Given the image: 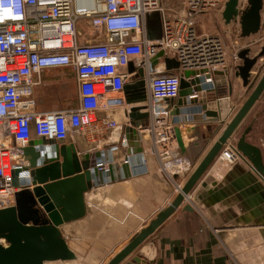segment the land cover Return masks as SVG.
<instances>
[{"label":"built area","instance_id":"1","mask_svg":"<svg viewBox=\"0 0 264 264\" xmlns=\"http://www.w3.org/2000/svg\"><path fill=\"white\" fill-rule=\"evenodd\" d=\"M228 2L181 0L182 11L171 17L161 0H0V209L16 206V193L24 185L16 187L13 181L27 177L24 149L31 140L81 137L96 149L108 134L130 124L134 106L149 114L147 125L139 129L140 139L149 138L150 153L160 160L161 170L191 173L195 166L178 153L171 113L185 71L196 72L192 78L215 89L219 72L241 62L243 45L204 33L195 23ZM156 13L162 18V35L151 39L147 17ZM160 52L175 58L179 70L167 72L163 58L152 64ZM161 63L163 69L158 68ZM54 68H69L76 75L78 104L72 110H39L36 88L42 72ZM142 68L146 99L128 103L126 85L140 80ZM128 141L124 134L110 149L126 152ZM218 159L236 162L235 144L227 143ZM97 166L100 171L108 168ZM182 188L178 185L175 194Z\"/></svg>","mask_w":264,"mask_h":264},{"label":"crops","instance_id":"2","mask_svg":"<svg viewBox=\"0 0 264 264\" xmlns=\"http://www.w3.org/2000/svg\"><path fill=\"white\" fill-rule=\"evenodd\" d=\"M246 2L245 8L249 7V2H240L241 5ZM211 19L213 16L210 13L199 16V30L220 34L228 43H233V36L222 31V28L209 26L208 31L204 27ZM262 20V29L250 36H243L241 26L240 31H236L243 41L242 44L237 43L243 45L244 49L253 48V55L264 50V3ZM161 35L162 32L156 38ZM238 64L241 62L229 69L228 79H232L234 86L232 95H229L228 86L219 85L213 98L216 100L211 103L214 110L220 109L217 106L219 102L222 110L232 108L226 123L252 89L244 87L240 77L235 75ZM158 68L163 69V64ZM41 77L42 84L35 93L40 111H68L77 107V81L71 69H47ZM52 85H55L56 92ZM199 95V100L209 96L204 92ZM47 96L52 98V102L46 105L42 99ZM68 97H73V101L66 100ZM175 105L184 109L185 99H176ZM201 115L182 113V121L178 124L186 147V153H182L180 148L178 153L195 166L191 173L170 175L163 172L160 160L150 153L151 144L146 136L142 140L145 166L141 168L143 158L138 160L136 155H132V176L99 185L86 193V216L63 227L65 236L80 239V246L87 250L85 255H78L79 264H108L173 202L177 196V186H184L226 125L213 119L204 121ZM187 117L191 120L185 121ZM249 125L253 126V130L248 140L264 148V96L243 123L240 134ZM124 134L123 127L108 134L96 149L81 137L69 138L66 143L74 144L82 154L100 150L108 152ZM231 143L235 144V141ZM219 155L190 192L191 200L185 203L190 204L194 211L184 210V205L180 206L132 257L141 256L147 264H264V179L243 158L227 163L218 159ZM125 156V151L117 152L114 160L123 162Z\"/></svg>","mask_w":264,"mask_h":264},{"label":"water","instance_id":"3","mask_svg":"<svg viewBox=\"0 0 264 264\" xmlns=\"http://www.w3.org/2000/svg\"><path fill=\"white\" fill-rule=\"evenodd\" d=\"M240 0H229L223 16L228 21L239 13ZM263 0H249V7L241 19L243 36H250L263 27L262 20ZM154 15V14H153ZM153 15L147 17V21ZM156 38V36H155ZM151 39H154L151 36ZM251 49L240 52L241 64L236 67L235 75L240 77L244 87L251 88V92L244 103L237 110L232 119L226 123L230 116V109H212L216 96L215 89L203 84L201 78H192L196 72L187 70L181 80L180 99H185L184 109L175 107L172 110L174 134L178 147L186 153L182 132L178 124L182 121L180 114L190 112L202 114L201 119H213L220 124H226L222 134L200 162L194 172L184 184L182 191L177 194L173 202L161 211L150 224L134 236L130 242L117 253L108 264H147L141 256L133 253L178 209L184 205V210L194 211L186 203V196L197 185L202 176L213 164L219 153L227 143L235 141L239 157L246 160L253 169L264 179V148L251 143L248 136L253 126H247L240 134V128L249 117L255 105L264 96V72L257 77L253 75L254 69L260 65V58L264 52L251 55ZM163 58L165 69L172 73L179 70L180 63L173 57L160 52L152 64H157ZM130 72L134 70L133 64L129 66ZM219 72L217 85L228 86L229 95L233 93V81ZM146 70H139L140 80L126 85L128 103L141 102L146 99ZM137 91H135V89ZM194 92L206 93L207 97L199 100V94L192 97ZM215 95V96H214ZM229 100V99H228ZM182 101V100H181ZM180 101V102H181ZM196 105H193V104ZM191 109V110H190ZM142 108L132 107L128 114L130 124L125 127L128 149L123 162L114 160L115 154L96 151L93 153H79L74 144L68 145L65 140H48L35 138L25 147V157L29 161L26 168L27 177L20 181L14 177V185L24 187L16 193V206L0 209V264H47L49 262H66L77 260L78 255H85L86 248L80 246V239H70L64 235L63 227L66 224L82 219L87 214L86 193L108 182L121 180L133 175L131 155H137L138 160L144 157V148L140 139L139 129L148 123V112H141ZM194 119V118H193ZM185 121L191 120L184 118ZM240 134V135H239ZM107 155V158L105 156ZM105 158V159H104ZM98 164H107L105 171H100ZM4 241V243H3Z\"/></svg>","mask_w":264,"mask_h":264},{"label":"rangeland","instance_id":"4","mask_svg":"<svg viewBox=\"0 0 264 264\" xmlns=\"http://www.w3.org/2000/svg\"><path fill=\"white\" fill-rule=\"evenodd\" d=\"M249 2V0H246ZM264 3V2H263ZM161 4L163 5V7L165 8L166 12L168 15H170L171 17L178 15V13H180L182 11V5H181V0H161ZM247 5V2L244 4H242L239 7V13L231 20V22H228L224 16H223V11L224 8H219L214 10L213 12H211L210 14L213 16V19L210 20V22L205 23L204 27H207L206 29L208 30L209 26H212L214 28H222V31L225 30V32H227L229 35L233 36L231 37L233 42H239V44H242V39H240L239 37V32L240 31V26H241V19L242 16L245 14V12L247 11L248 7L245 8ZM153 19H150L149 21H147V29H148V35L151 38V36L154 37L159 35L161 33V28H162V18L160 17L159 13H156L152 16ZM212 18V17H211ZM196 26L199 27L200 24H198L197 19L195 21ZM228 28V29H226ZM209 31V30H208ZM237 31V32H236ZM227 35V34H226ZM237 35V37H236ZM225 38L227 39V37L225 36ZM52 89L56 92V87L55 85H52ZM73 97H68L66 100L68 101H73ZM42 102H44V104H49L52 102V98L51 97H44L42 99ZM58 100H55V103H57ZM233 103V102H232ZM235 101L233 103V105L235 106ZM39 107V106H38ZM224 125V124H221ZM4 243V241H3ZM79 260H72V261H66V262H49L47 264H79L78 262Z\"/></svg>","mask_w":264,"mask_h":264},{"label":"flooded vegetation","instance_id":"5","mask_svg":"<svg viewBox=\"0 0 264 264\" xmlns=\"http://www.w3.org/2000/svg\"><path fill=\"white\" fill-rule=\"evenodd\" d=\"M259 32V31H258ZM251 47V46H250ZM248 49H253V48H248ZM253 51V50H252ZM261 52H264V50L263 51H261ZM260 52V53H261ZM258 54V53H257ZM251 55H253V53L251 52ZM254 55H256V54H254ZM260 63H261V66H259L258 65V67L255 69V75H257V77H259L263 72H264V56L263 57H261L260 59ZM263 63V64H262ZM252 88V87H251ZM215 90L216 91H218V87L217 88H215ZM178 99H180V97H178ZM177 99V100H178Z\"/></svg>","mask_w":264,"mask_h":264}]
</instances>
